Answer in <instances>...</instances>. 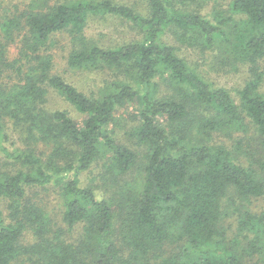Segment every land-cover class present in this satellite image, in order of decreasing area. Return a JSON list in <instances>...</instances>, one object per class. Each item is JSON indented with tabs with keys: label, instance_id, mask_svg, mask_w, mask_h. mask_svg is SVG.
<instances>
[{
	"label": "trees",
	"instance_id": "1",
	"mask_svg": "<svg viewBox=\"0 0 264 264\" xmlns=\"http://www.w3.org/2000/svg\"><path fill=\"white\" fill-rule=\"evenodd\" d=\"M147 2L149 11L143 14L112 0H64L24 19L29 25L21 52L26 61L17 69L0 49V77L8 67L21 75L14 84H0V155L20 166L0 172V200H23L27 187H58L68 225L56 226L44 208L29 201L22 206L23 218L9 224L0 207V264H16L18 258L38 264H258L255 259L264 257V236L260 226L253 228L260 218L238 205L264 196V174L244 166L226 144L207 142L216 132L233 138V131H243L247 123L227 89L198 72L163 39L172 28L181 30L183 39L198 32L205 47H217L233 53L231 59L256 66L264 56V0H234L232 11L245 18L233 27L213 23L170 0ZM102 13L139 27L143 37L112 48H74L69 54L71 67L102 64L123 72L95 98L52 73V55L40 51L54 33H80L90 15ZM7 23L5 32L11 37L21 22L15 18ZM158 73L166 74L178 97L159 96ZM49 88L75 106L84 117L82 124L64 111L49 113L38 106ZM241 96L246 114L264 138V96L250 88ZM130 101L139 104L134 136L148 155L133 182L112 198H100L93 187L83 185L81 174L103 157L107 169L103 179L112 184L117 183L112 172L125 174L136 165V151L108 131L118 110ZM189 103L204 105L211 114L192 124ZM3 116L25 123L34 139L51 142L53 161L47 162L32 148H8ZM187 130L204 138L186 140ZM19 212L16 208L13 215ZM236 215L242 238L239 234L230 238L220 226L224 218ZM76 224L84 233L79 244L64 237ZM27 227L34 232L35 243L22 241Z\"/></svg>",
	"mask_w": 264,
	"mask_h": 264
},
{
	"label": "rangeland",
	"instance_id": "2",
	"mask_svg": "<svg viewBox=\"0 0 264 264\" xmlns=\"http://www.w3.org/2000/svg\"><path fill=\"white\" fill-rule=\"evenodd\" d=\"M64 0H1L0 1V49H5V58L16 69L26 61L21 55L22 49L25 48L26 36L28 35L29 25L25 24V20L30 13L49 11ZM114 3L127 5L134 8L140 13H148L147 0H112ZM234 0H170L177 7L184 8L187 11L205 15L213 23L227 25L233 27L238 21L245 18L244 14L233 12L232 3ZM184 2V3H183ZM20 19L18 31L15 30L13 36L9 37L6 30V24L9 19ZM236 22V23H235ZM5 27V28H4ZM169 29L163 36L164 41L177 47L178 54L186 59L198 72L211 80L215 85L224 87L233 97L238 106V113L243 116L245 128L242 130H234V137L213 133L210 140L207 142H221L226 144L233 150L236 158L246 167H252L258 175L264 174V138L259 134L258 128L251 121V118L246 114L243 108L241 92L245 88H250L253 91L264 96V56H262L257 65L254 66L250 62L231 59L233 53H224L217 47L207 48L204 46L202 37L198 32H189L190 36L187 39L181 37V30ZM69 30L54 33L47 42L46 47H41L42 55H52L53 67L52 73L61 75L66 81L73 84L80 91L84 92L89 97L98 98L104 91L108 81L115 78H122L123 72L118 68H108L106 65H79L71 67L67 60L69 54L75 49L84 47L99 46L101 48H112L123 45L127 42L135 41L143 37V30L135 27L125 21L123 18L112 14H93L87 18L86 25L82 32L74 33ZM193 36V38H191ZM5 46L2 47V46ZM236 61V62H235ZM235 62V63H234ZM27 66L24 65L23 73ZM7 69V68H6ZM8 67L6 72L0 77V84H14L18 82L21 75L17 70ZM22 73V74H23ZM156 81L159 83V96L161 97H178L177 91L166 76V74L158 73ZM38 106L42 107L46 112L61 110L66 112L78 124H82L83 115L61 96L56 90L48 89L44 99L40 100ZM138 102L130 101L122 106L117 112V118L109 126L110 135L120 144L130 147L135 150L138 156L136 165L125 174L113 173L117 183L110 184L103 179V175L107 170L104 166V159L101 157L96 161L90 169L82 172L81 179L85 186H91L100 198H112L114 193L120 190L126 183L133 182L139 171V167L146 161L148 155L147 147L137 143V138L134 136V130L138 119ZM190 117L192 124H198L203 115H210V108L204 105H195L189 103ZM195 116H197L195 118ZM212 116V115H211ZM3 124L5 133L8 139L5 145L11 150L14 148H32L37 154L47 162H52V144L40 139L31 137L26 124L18 122L9 116H3ZM197 120V122L195 121ZM190 121V120H189ZM159 123L167 128L170 124L164 119H160ZM191 123V122H190ZM189 124V123H188ZM192 124H189L193 126ZM186 140L194 142L203 135L195 130H187L184 132ZM239 152V154L237 153ZM55 162L62 163V159H55ZM11 161L0 155V172L15 171L20 168L19 165L10 164ZM53 166V165H52ZM26 201L34 203L44 208L52 217L56 226L67 228L68 225L63 220V199L58 187H27L26 195L23 200L13 198H1L0 207L4 214L6 223H15L16 220L23 218L22 206ZM243 203V204H241ZM238 205H244L246 209L256 213L260 221L255 222L253 228L261 231V236H264V196H255L252 198L240 201ZM19 208V213L14 216V210ZM229 216L224 218L220 223L229 237L240 235L238 231V219ZM237 220V221H236ZM82 224V223H80ZM258 225V228L256 227ZM81 225L76 224L70 228V233H66L64 237L67 241L79 244L82 241L83 234ZM119 229L120 225L117 224ZM250 230V228H249ZM233 234V235H232ZM250 234V233H249ZM117 239L120 242V233L117 232ZM35 234L31 227H27L24 231L22 241L24 243H35ZM254 237V236H253ZM261 255H264V243L261 245ZM26 256V255H23ZM264 257L255 259L258 264H264ZM85 261L91 262L90 258H85ZM253 261V262H255ZM16 264H38L34 260L30 261L27 258H18ZM253 264V263H251Z\"/></svg>",
	"mask_w": 264,
	"mask_h": 264
}]
</instances>
